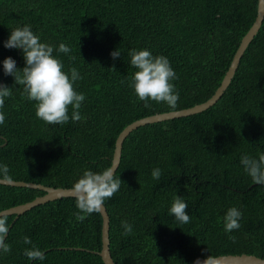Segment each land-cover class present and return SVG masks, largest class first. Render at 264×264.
<instances>
[{
	"label": "trees",
	"instance_id": "16d2710c",
	"mask_svg": "<svg viewBox=\"0 0 264 264\" xmlns=\"http://www.w3.org/2000/svg\"><path fill=\"white\" fill-rule=\"evenodd\" d=\"M256 0H0V83L12 88L0 124V178L71 187L85 169L110 165L118 132L141 117L190 107L218 86L240 38L252 23ZM51 45L85 94L79 121L48 124L35 115L23 86L5 75L2 61L25 66L20 49L5 48L10 31L23 25ZM60 43L71 51H57ZM146 48L169 59L179 94L175 109L140 101L130 85L135 69L130 49ZM118 49L121 56L110 53ZM114 68V69H112ZM264 153V13L219 98L208 108L131 130L121 144L115 169L122 181L104 202L108 250L113 264H186L197 257L251 254L264 258V185L254 183L241 155ZM161 170L159 180L151 173ZM36 188L0 184V210L32 200ZM182 196L191 217L180 224L170 214ZM241 211L240 228L226 233L229 207ZM74 197L38 204L7 218L0 264H103L98 212L81 223ZM122 221L132 225L122 235ZM10 226L8 227V225ZM31 245L24 243V238ZM231 237H234L233 240ZM35 245L43 259H29Z\"/></svg>",
	"mask_w": 264,
	"mask_h": 264
},
{
	"label": "clouds",
	"instance_id": "9594fccd",
	"mask_svg": "<svg viewBox=\"0 0 264 264\" xmlns=\"http://www.w3.org/2000/svg\"><path fill=\"white\" fill-rule=\"evenodd\" d=\"M3 45L5 48L22 51L25 66L17 68L12 57H5L2 61L3 72L14 78L15 85L23 86L22 96L35 102L37 118L48 124H66L70 119L69 108H71V120L82 119L80 108L85 100V94L78 92L74 86L76 81L82 79L75 67H70L66 72L61 59L53 55V47L41 42L40 37L27 24L13 28ZM57 51L67 54L71 49L66 44L60 43ZM110 55L113 59H117L121 53L116 49ZM128 56L130 65L135 69L131 75L129 86L136 97L140 101H144L146 106L148 101H154L175 109L179 94L173 81L178 77L169 59L164 55H153L146 48L130 49ZM12 88L0 83V108H3L5 98L12 96ZM4 120L5 116L0 112V124H3ZM240 163L254 183L264 185V153L258 154V157L241 155ZM8 172L9 169L6 165H0V175L7 176ZM151 175L153 179L159 180L161 170L155 168ZM121 183V179L116 177L115 170L111 167H106L101 171L85 169L71 186L76 208L79 210L73 214L75 219L82 223L88 215L99 212L104 202L119 191ZM187 209L188 205L183 197L175 195L169 212L178 223L187 224L190 222L191 217ZM241 217L240 210L234 206L229 207L223 216L225 232L229 233L239 229ZM121 223L124 229L122 235H130L133 230L132 225L127 221ZM6 233L7 218L0 216V251L3 252L10 251V247L5 243ZM24 243L31 245V240L25 237ZM25 255L29 259L44 258L35 245L26 248ZM202 264H218V262L216 258L207 255Z\"/></svg>",
	"mask_w": 264,
	"mask_h": 264
},
{
	"label": "water",
	"instance_id": "95a60500",
	"mask_svg": "<svg viewBox=\"0 0 264 264\" xmlns=\"http://www.w3.org/2000/svg\"><path fill=\"white\" fill-rule=\"evenodd\" d=\"M263 13H264V0H256V10H255L254 19L250 24V26L248 27V29L246 30V32L240 38L239 43L230 59L227 69L225 70L218 86L215 88L214 92L210 95V97L190 107L147 115L139 119L133 120L127 125H125L118 132V134L114 139L112 154L110 158V165L108 167H111L113 170L116 169L120 158L122 141L131 130L147 123H153L175 117L191 115L211 106L227 87L235 71V68L238 64L241 54L243 53L248 42L251 40V38L254 36V34L256 33V31L260 26ZM0 184L36 188L44 192L42 195L36 196L30 201H26L24 203L10 206L8 208L0 210V216L14 214V218H16L19 214L30 209L31 207L44 203L46 201H51L62 197H74L71 191V187H51V186H44L39 183L25 182L21 180H11L5 178H0ZM98 213L101 218L100 249L96 253L100 257L103 264H113V261L110 257L108 250V216L104 206L101 208V210ZM9 226L10 224L8 225V227ZM213 257L216 258L218 264H264V258H260L251 254H244V253L217 255ZM204 259L205 257H197L193 259L191 262L186 264H197L198 261L199 264H202Z\"/></svg>",
	"mask_w": 264,
	"mask_h": 264
}]
</instances>
